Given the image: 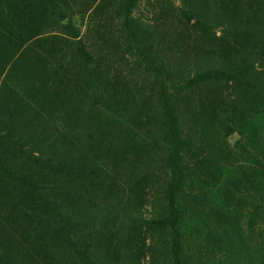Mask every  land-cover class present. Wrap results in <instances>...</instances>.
<instances>
[{
    "label": "trees",
    "instance_id": "obj_1",
    "mask_svg": "<svg viewBox=\"0 0 264 264\" xmlns=\"http://www.w3.org/2000/svg\"><path fill=\"white\" fill-rule=\"evenodd\" d=\"M0 264H264V0H0Z\"/></svg>",
    "mask_w": 264,
    "mask_h": 264
},
{
    "label": "rangeland",
    "instance_id": "obj_2",
    "mask_svg": "<svg viewBox=\"0 0 264 264\" xmlns=\"http://www.w3.org/2000/svg\"><path fill=\"white\" fill-rule=\"evenodd\" d=\"M229 140L232 145H235L239 140V135L237 133H234L233 135L230 136Z\"/></svg>",
    "mask_w": 264,
    "mask_h": 264
}]
</instances>
